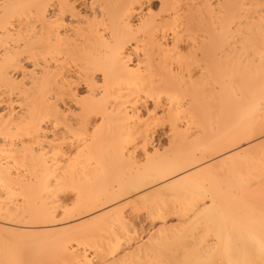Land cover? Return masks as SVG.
I'll return each instance as SVG.
<instances>
[{
  "label": "bare ground",
  "instance_id": "6f19581e",
  "mask_svg": "<svg viewBox=\"0 0 264 264\" xmlns=\"http://www.w3.org/2000/svg\"><path fill=\"white\" fill-rule=\"evenodd\" d=\"M0 264H264V0H0Z\"/></svg>",
  "mask_w": 264,
  "mask_h": 264
},
{
  "label": "rangeland",
  "instance_id": "374dc122",
  "mask_svg": "<svg viewBox=\"0 0 264 264\" xmlns=\"http://www.w3.org/2000/svg\"><path fill=\"white\" fill-rule=\"evenodd\" d=\"M160 138V139H159ZM166 137L165 136H159V137H156V142L155 143H157V144H161V143H163L164 144V142H165V139Z\"/></svg>",
  "mask_w": 264,
  "mask_h": 264
}]
</instances>
